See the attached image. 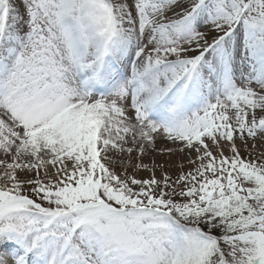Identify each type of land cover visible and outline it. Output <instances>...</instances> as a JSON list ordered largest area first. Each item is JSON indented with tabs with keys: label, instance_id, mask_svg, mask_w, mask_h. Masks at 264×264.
Segmentation results:
<instances>
[{
	"label": "snow or ice",
	"instance_id": "1",
	"mask_svg": "<svg viewBox=\"0 0 264 264\" xmlns=\"http://www.w3.org/2000/svg\"><path fill=\"white\" fill-rule=\"evenodd\" d=\"M0 264H264V0H0Z\"/></svg>",
	"mask_w": 264,
	"mask_h": 264
}]
</instances>
